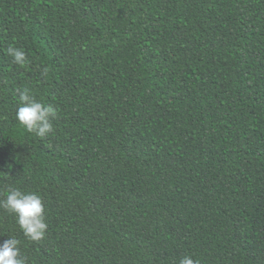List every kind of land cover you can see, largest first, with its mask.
Returning a JSON list of instances; mask_svg holds the SVG:
<instances>
[{"label":"trees","instance_id":"obj_1","mask_svg":"<svg viewBox=\"0 0 264 264\" xmlns=\"http://www.w3.org/2000/svg\"><path fill=\"white\" fill-rule=\"evenodd\" d=\"M24 89L57 110L44 138ZM13 187L48 225L31 241L0 208L26 264H264V0H0Z\"/></svg>","mask_w":264,"mask_h":264},{"label":"clouds","instance_id":"obj_2","mask_svg":"<svg viewBox=\"0 0 264 264\" xmlns=\"http://www.w3.org/2000/svg\"><path fill=\"white\" fill-rule=\"evenodd\" d=\"M7 53L14 63L20 66L26 64L27 57L21 49L9 47ZM18 103L15 118L27 132L44 138L53 131L52 122L57 117V110L53 105L39 102L27 89L19 91ZM0 208L16 216L20 229L29 240L39 241L45 236L48 225L44 204L39 195L25 193L15 187L9 188L6 197L0 200ZM19 243L13 236L0 243V264H26V258L21 256ZM179 264H198V261L184 256Z\"/></svg>","mask_w":264,"mask_h":264}]
</instances>
